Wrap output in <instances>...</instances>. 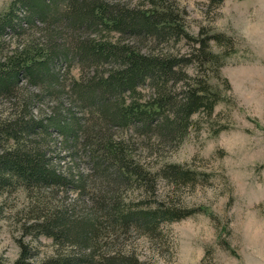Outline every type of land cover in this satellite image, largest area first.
Instances as JSON below:
<instances>
[{
    "label": "trees",
    "instance_id": "obj_1",
    "mask_svg": "<svg viewBox=\"0 0 264 264\" xmlns=\"http://www.w3.org/2000/svg\"><path fill=\"white\" fill-rule=\"evenodd\" d=\"M133 1L12 0L0 12V97L11 100L9 112L0 115V193L15 185L62 188L87 194L90 203L51 205L41 198L29 231L78 251L31 263L22 244L13 264H151L132 252H99L100 229L106 227V235H153L162 223L202 209L177 206L164 196L126 201V189L154 193L157 176L171 188L194 186L207 176L180 163H164L150 172L123 132L131 129L153 139V146L178 145L192 116L211 117L223 98L210 79L184 68L191 62L216 66L217 77L225 55L211 51L209 41L223 47L231 42L220 33L189 36L174 0ZM223 1L208 0L210 6ZM183 38L197 44L190 54L160 48L162 42ZM73 68L78 78L71 75ZM144 86L151 89L145 100L139 90ZM57 144L77 170L68 166L63 171L52 162L51 145ZM82 163L90 165L98 183L87 184L89 175L78 171Z\"/></svg>",
    "mask_w": 264,
    "mask_h": 264
},
{
    "label": "rangeland",
    "instance_id": "obj_2",
    "mask_svg": "<svg viewBox=\"0 0 264 264\" xmlns=\"http://www.w3.org/2000/svg\"><path fill=\"white\" fill-rule=\"evenodd\" d=\"M174 1L189 36L220 33L230 39V47L209 41L211 51L225 55L217 77L216 66L201 68L197 62H191L184 68L190 75L210 79L221 89L223 98L211 117L202 112L192 116L187 135L176 146H153V139L131 129L123 134L132 138L128 140L134 156L150 172L164 163H180L204 173L207 179L200 177L194 186L171 188L157 176L154 193L133 187L124 190L123 197L126 201L149 202L164 196L177 206L203 210L179 221L162 223L153 235L137 231L106 235L108 229L103 226L97 250L132 252L151 264H264V0H224L219 6H210L208 0ZM11 2L0 0V12L7 10ZM194 45L197 46L194 40L170 39L162 42L160 48L185 56ZM71 75L78 78L79 70L73 68ZM139 90L142 99H148L149 86ZM9 100L0 97V115L9 112ZM220 128L223 129L216 132ZM51 146L50 156L55 165L63 171L68 166L76 168L61 145ZM62 155L65 157L59 158ZM78 171L89 175V186L99 182L90 165L82 163ZM77 194L62 188L6 187L0 193V261L13 264L21 255L22 244L31 263L78 251L68 243H57L52 237L28 228L34 222L32 214L43 200L50 199L51 205L82 206L84 200L90 204L86 202L87 194Z\"/></svg>",
    "mask_w": 264,
    "mask_h": 264
}]
</instances>
